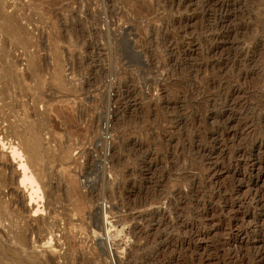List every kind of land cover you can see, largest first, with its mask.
I'll return each mask as SVG.
<instances>
[{
  "label": "rangeland",
  "instance_id": "obj_1",
  "mask_svg": "<svg viewBox=\"0 0 264 264\" xmlns=\"http://www.w3.org/2000/svg\"><path fill=\"white\" fill-rule=\"evenodd\" d=\"M27 137L12 264H264V0H0V144Z\"/></svg>",
  "mask_w": 264,
  "mask_h": 264
},
{
  "label": "bare ground",
  "instance_id": "obj_2",
  "mask_svg": "<svg viewBox=\"0 0 264 264\" xmlns=\"http://www.w3.org/2000/svg\"><path fill=\"white\" fill-rule=\"evenodd\" d=\"M19 135V134H18ZM16 136V135H15ZM2 137V136H1ZM30 138L27 137V138H23L22 139V145L21 147H19L18 145L16 144H13L11 145L10 147L7 146V144H5V142L0 144L2 145V150L3 151H7L8 152V156L7 158L5 159V162L2 163L1 160H0V209H7L9 207H12V206H17L19 204H22L24 203L23 201H25L24 198L22 200V202H20V199H19V195L21 194V192H27V190L30 188L32 189V193L29 194L30 195V202H29V205L28 206H32V204H34L33 202L35 201L34 198H36V194H37V191L40 190L39 187L35 186L34 188V177L32 179L31 175H28V171H29V168L31 170V167L33 168V165L35 166L36 163L40 162L39 161V154H38V151L37 149H34L33 147H30L31 146V143L29 142ZM1 141V140H0ZM9 142V141H8ZM24 147L27 151V154L29 153L30 156H31V159L33 161L29 163V165H31V167H29L27 164H24L23 161H25L24 159H22L21 155V148ZM24 149V150H25ZM23 151V150H22ZM4 153V152H3ZM5 154V153H4ZM3 157V156H2ZM29 157V156H28ZM19 158V160H18ZM30 158V157H29ZM1 159V158H0ZM23 161H22V160ZM16 163L17 167L14 166V164ZM26 163V162H25ZM38 166V164H36ZM41 165V164H40ZM38 167H41V166H38ZM35 168V167H34ZM37 168V167H36ZM41 169V168H40ZM43 169V168H42ZM35 171H38V168L37 170ZM41 171H44L41 170ZM33 172H34V169H33ZM32 173V172H31ZM41 173V172H40ZM33 174V173H32ZM46 174V173H44ZM22 175V180H20V182H18V177ZM43 175V174H41ZM36 176V175H35ZM42 177V176H41ZM36 178V177H35ZM45 178V177H44ZM42 179V178H41ZM36 180V179H35ZM43 182V181H42ZM38 184V182H35ZM43 184V183H42ZM42 187V186H41ZM40 187V188H41ZM42 189V188H41ZM39 192V191H38ZM36 193V194H35ZM4 195V198H7V196L9 197L8 200H4L2 198L1 195ZM39 194V193H38ZM22 195V194H21ZM28 195V196H29ZM36 197H35V196ZM26 196V195H25ZM22 198V197H21ZM29 198V197H28ZM37 203V202H36ZM24 204H22V207ZM26 205V204H25ZM36 205V204H35ZM34 209V208H33ZM1 212V211H0ZM39 210H35L34 211V215L37 216L39 215L38 214ZM32 218V217H31ZM34 218V217H33ZM39 221V220H38ZM43 222V220H41ZM27 230V229H25ZM29 232V231H28ZM7 234V233H6ZM3 236V235H2ZM16 236V235H15ZM18 236V235H17ZM18 238V237H17ZM2 239V238H1ZM8 239V238H7ZM27 233L25 231H22L19 235V240H20V243L18 245L21 244V246L23 247V249L25 247L28 246V240H27ZM6 240V238H5ZM8 241V240H6ZM51 241V240H50ZM49 241V242H50ZM48 242V241H47ZM4 243V242H3ZM1 241H0V264H12L13 262V257H14V254H13V257L11 259V261L9 262V259L6 257L7 255V252H8V247L6 246L5 244H3ZM10 243V242H9ZM45 244V243H44ZM49 244V243H47ZM50 245V244H49ZM9 246V245H8ZM11 247V246H10ZM45 248V247H44ZM17 249V248H16ZM22 249V250H23ZM10 250V249H9ZM13 250V249H12ZM21 250V251H22ZM14 251V250H13ZM18 253V252H16ZM11 254V253H10ZM2 256V257H1ZM34 256V255H33ZM9 257V256H8ZM31 257V256H30ZM33 259V258H32ZM35 259V258H34ZM51 263H50V262ZM39 259V257L37 259H35L34 261H31L28 258H22V260L18 261L17 264H53L52 260L51 259ZM15 263V262H14ZM16 264V263H15Z\"/></svg>",
  "mask_w": 264,
  "mask_h": 264
}]
</instances>
